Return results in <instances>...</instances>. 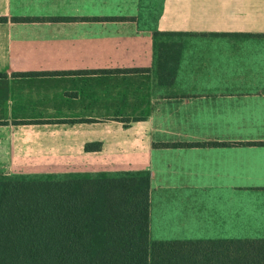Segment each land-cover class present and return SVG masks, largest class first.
I'll return each mask as SVG.
<instances>
[{"label": "crops", "instance_id": "0c3cea01", "mask_svg": "<svg viewBox=\"0 0 264 264\" xmlns=\"http://www.w3.org/2000/svg\"><path fill=\"white\" fill-rule=\"evenodd\" d=\"M0 18V174L147 171L151 239L251 237L236 192H264V73L234 58L256 43L191 37L264 36V0H0ZM155 31L192 35L155 56ZM258 198L241 205L264 223Z\"/></svg>", "mask_w": 264, "mask_h": 264}, {"label": "trees", "instance_id": "16d2710c", "mask_svg": "<svg viewBox=\"0 0 264 264\" xmlns=\"http://www.w3.org/2000/svg\"><path fill=\"white\" fill-rule=\"evenodd\" d=\"M148 212L147 171L0 174V264H264V237L153 240Z\"/></svg>", "mask_w": 264, "mask_h": 264}, {"label": "rangeland", "instance_id": "374dc122", "mask_svg": "<svg viewBox=\"0 0 264 264\" xmlns=\"http://www.w3.org/2000/svg\"><path fill=\"white\" fill-rule=\"evenodd\" d=\"M226 38V39H237L239 41H244L245 39H254L253 41L256 43V46H249V47H240L237 49L240 50H246V54L243 55H239L238 57L234 58V64L235 65H240V67H254L256 68L258 71H256V73L259 72H263L264 73V36H260V37H250V36H244V35H238V36H193L191 38ZM180 40L183 39H190L189 37H177ZM178 39V40H179ZM164 40V38H162V40H160L159 42L162 43V41ZM259 41L261 43H259ZM259 44L263 45V46H258ZM226 58H222V61H225ZM220 61V60H219ZM218 62H216L217 66H221V64ZM261 63V64H260ZM260 64V65H259ZM259 65V68H258ZM247 72H251V69H246ZM245 73V74H243ZM239 74H241L242 76L248 74L246 72L240 71ZM243 82L241 81L242 86H250L253 84H250L252 81L250 80V78L247 79H242ZM264 85V84H262ZM237 194H239L240 196V223H239V228H238V232L241 236H251V237H263L264 236V223H258L255 222L254 220H259V219H263V217H259V216H253L250 213L252 212V208H249V205H241L242 203H245L247 201V197L250 196L251 199L254 201L256 200H260L261 198L258 197H264V192H252V191H240V192H236ZM254 219V220H253Z\"/></svg>", "mask_w": 264, "mask_h": 264}]
</instances>
